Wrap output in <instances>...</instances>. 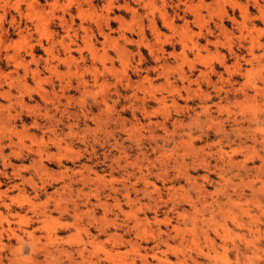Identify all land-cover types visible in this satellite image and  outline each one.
Returning <instances> with one entry per match:
<instances>
[{"label": "clouds", "instance_id": "obj_1", "mask_svg": "<svg viewBox=\"0 0 264 264\" xmlns=\"http://www.w3.org/2000/svg\"><path fill=\"white\" fill-rule=\"evenodd\" d=\"M59 2V0H58ZM34 4H38L39 0H33ZM74 3V0H67L63 10L67 11ZM181 3H186V0H181ZM231 0H214L212 4L205 5L204 0H199L201 8L206 7L209 13L212 14L217 6L230 4ZM168 0H138L135 9L128 4V0L124 3L117 4L112 0L109 11L119 8L122 11L127 9L128 12H133L131 16L132 27L131 32L140 37L142 43L137 44L133 40H129L125 32H119L125 44H137L140 47L151 45L153 49L159 48L160 51L149 53L152 59L156 61L157 67L150 69L156 73L155 79H163V83H154L150 75H143L142 79L135 85L131 84V77L128 72L131 69L133 72H140V64L145 57L139 51L135 55L141 59L133 68L130 58L134 55L120 46L115 56L108 54L107 46L97 48L95 46V56L91 59L90 66L86 65L87 61L81 49L79 59L69 58L67 61V72L58 73L60 82V91L44 92L40 85V97L33 93L36 89L29 88L24 83L22 77L19 81H9L8 91H0V99H6L7 105L0 104V176L8 177L5 171L8 168L12 169L11 177L18 180L19 183L11 184L8 191H0V208L7 207L8 211H0V264H102L105 261L104 256H98L96 250L87 251L81 247L76 253L69 250L73 243L71 238L61 239L59 236L49 240L47 244L41 242L40 237L35 234V230H26V226L32 221L31 218L25 219L20 212L13 211L12 206L6 203L11 199L8 195L11 191L17 192V199L12 200V203H17L19 200L22 204L29 205V211L38 219L44 216V212L38 211L48 206L47 214L51 218L56 213L57 209L62 210L63 215L69 214V205L72 206L71 214L76 219L82 216H87L89 213L94 215V209L100 208L103 210V216L107 217L109 213L116 212L125 218V221H134L132 229L135 231L137 240H152L155 241L152 249H141L138 243L125 241L121 236L113 233L107 236L106 245L111 244L113 248L123 247L128 244L129 251H113L109 252L110 256L115 258L127 257L126 264H149V260H154L157 264H173V262L164 258L169 253L180 252L181 255L176 257L175 264H199L197 257H202L204 260L220 262V264H264V44H260L261 51L257 55H253L251 59L242 62L239 65V72L242 74V82L237 87L233 76L229 75L227 79L223 74V68L214 69L208 67L207 85L220 97L219 102L207 103L213 99L211 93L207 92L204 95L192 96L189 91V96H183L184 93L192 85H196V91L199 93L201 85L205 83V73H200L199 79H192L197 69V62H193L190 72H185L181 59L187 53L188 48H196V45H185V53L178 51L165 52L164 46L175 42V38H169L167 41L163 38V32L157 27L156 17L162 15L166 10ZM249 5H253L259 11V15H251ZM9 6V0H0V52L5 51L3 45V35L5 34L2 24L5 20L3 9ZM55 7V6H54ZM178 7V6H177ZM236 7L240 8V13L246 25L249 27V34L259 33L264 35V28L258 27L254 21L264 22V4L261 0H246L245 5H240L238 2ZM143 9V14H141ZM43 11V7L41 8ZM235 11V9H233ZM231 16L233 23L239 24L240 20L231 15L227 10L224 12V18L227 20ZM172 20L181 19L184 26L188 27L189 18L177 12L171 15ZM124 19L123 16L120 17ZM153 33H159L154 39H159L160 44H152L145 38V25ZM15 24V21H13ZM22 34H27L31 38V33L24 29ZM103 30V29H101ZM108 31L112 34L111 17L109 16ZM212 37V32L207 33ZM243 33H241V36ZM96 39L93 36V31L88 27L85 34V43ZM158 45V46H157ZM177 45V44H176ZM13 44L8 43L7 48L12 49ZM180 47V46H179ZM79 48V45H77ZM231 50V49H230ZM49 64L57 57H54L52 50H47ZM232 55H237L235 50H231ZM31 60H25L22 65L26 70L31 63H39L43 60V56L37 59L33 54ZM102 57V59H101ZM158 57V58H157ZM175 61L174 65L167 63L168 58ZM165 63L161 64V61ZM119 62V67H116V62ZM225 64L229 60L224 59ZM64 61H60V65H64ZM185 63L187 61L185 60ZM46 64L45 67H49ZM58 65V67L60 66ZM56 72V68L50 69ZM220 73L219 80L212 82L210 77L213 71ZM29 74L40 81V84H52V76L45 80L39 69L29 70ZM85 77H91L90 80ZM109 77L112 78V83L109 82ZM77 82L78 97L65 96L64 93L72 87V81ZM180 81L184 87H177L176 83ZM123 85L133 89L132 95L128 99L133 102L139 100L140 107L133 108V111H139L145 119L163 116V123L151 122L148 125L137 123L130 129H124L129 138L135 139L137 142L141 140L142 133L152 127L158 128L163 132V136L157 137L150 133V138L154 141H164L160 147L159 154L155 159L143 157L135 161L129 160L127 155L120 151V154L112 159L114 169H119L126 172L128 168L135 169V172H126L125 175L117 178L112 176L106 178L99 174L90 166L80 168H69L65 162L76 164L84 159V156L89 151L95 152L96 145L103 146L101 137L111 139L112 133L108 130V125L116 116L115 105L118 101L109 102V97L113 89L117 85ZM242 85V86H241ZM227 86V87H226ZM4 85L0 83V89ZM16 88L19 92L18 96L12 95V89ZM137 93H143V96H137ZM229 93L239 97L236 100L225 103ZM25 97L29 100H39L44 102V107L39 103H33L28 111V116L32 117L31 124H25L22 128H17L14 121L21 119V114L17 112L15 116L11 112L16 110L17 103H25ZM174 97H179L180 100L188 101L189 97L193 100L200 101L199 111L189 109L186 106L181 107ZM61 99H66V104H61ZM149 100L155 101L159 107L148 111L143 107ZM89 101L94 104H102L99 115L89 116L84 109ZM170 101V102H169ZM75 104L81 111L80 116L85 121L90 120L95 127L85 126L80 127L76 120H72V114L69 108ZM47 105H51L48 108ZM215 109L219 115L225 116L226 120H231L235 125L232 128V133L235 137L227 145L221 146V141H216L207 147L216 148V153H205V156H217L224 161V166L218 169V184L211 191L210 178L217 175V172H209L208 161L204 158L197 159L200 153L204 152L203 148L195 147L197 141L201 140V135L197 133L206 130H211L214 126L217 129V134H224V120L215 119L212 115V110ZM176 112H195L190 116L187 123L174 122L172 131L166 127V122L170 119L171 113ZM59 114V115H57ZM203 118V119H202ZM65 119L72 120L71 123L65 125L67 131H60L59 126ZM44 120L48 122V126L41 128L38 121ZM30 129H37L42 132L37 136L30 132ZM179 135V139L175 137ZM7 140L5 145L3 142ZM175 140V142H173ZM240 143H236V141ZM27 141V143L25 142ZM84 145V149L79 150L76 145ZM171 144L170 147L167 145ZM235 145V146H233ZM224 147L228 150L225 151ZM10 148L7 155L4 154V149ZM55 149V151H53ZM113 151L118 150L117 142L112 144ZM155 151V149H153ZM24 153L35 156L36 159L31 164L17 166L12 163V159H21ZM236 156L242 157L240 160L233 159ZM192 160L189 164L186 161ZM259 161L256 165L255 162ZM123 161V163H121ZM51 167H59V171L50 170ZM90 163V162H89ZM253 165L250 169L248 166ZM152 169H157L155 173ZM205 170V174L199 177V181L190 175V172H200ZM175 173L176 179H183L187 187H171L167 189L169 192L167 200L161 199V189L157 187L149 177L154 175L157 181L168 183V173ZM254 173L247 178L240 175L241 172ZM31 172L32 175L24 176L23 173ZM138 173V175H137ZM135 177L133 180L132 178ZM131 181V182H130ZM59 184V188H52L50 193L47 189L53 185ZM79 184V188H74L73 185ZM121 185L124 188L123 201L127 205L128 211H124L121 201L114 199L112 204L106 201H101L100 192L104 189L112 193L120 192V189L115 185ZM137 184H143L142 189H137ZM25 186L31 189L30 195ZM88 190L85 191L84 189ZM46 193L45 198L41 199V193ZM130 192H136L138 199H132ZM251 193L250 196L245 194ZM190 193H195L193 198ZM224 197V202L220 203L218 197ZM155 199L153 200V198ZM235 197V198H234ZM95 199L97 202L91 207H88L90 200ZM141 199L153 200L154 204H168L172 207L168 209L171 213L176 210L178 204H187L191 208V212H176L179 218V232L182 236L170 235L167 232L159 230L160 225H171V219H147L141 220L138 214L144 211H157L155 207H150L148 204H142ZM79 202H82L86 211L81 212ZM52 206L51 212L49 207ZM19 220V225L13 227L16 220ZM43 222V221H42ZM8 227H5V224ZM157 227L151 229V224ZM231 225V226H230ZM64 227H71V222L64 224ZM114 227L119 229L122 225L118 224L115 219L108 222L106 227ZM143 229L148 230V235H139ZM223 230L222 232L220 230ZM83 231V229H81ZM213 232L218 236L219 243L213 239ZM5 237L9 241L14 240L15 244L5 243ZM166 237V239H162ZM95 238V237H93ZM179 239V244L173 245L169 240ZM199 241L197 243L196 241ZM78 244H83V241L76 240ZM161 245L163 247L161 248ZM95 249V246H93ZM27 249V251H25ZM7 253V255H5ZM195 254V255H193ZM37 257H42L38 259ZM79 257V259H76Z\"/></svg>", "mask_w": 264, "mask_h": 264}, {"label": "rangeland", "instance_id": "obj_2", "mask_svg": "<svg viewBox=\"0 0 264 264\" xmlns=\"http://www.w3.org/2000/svg\"><path fill=\"white\" fill-rule=\"evenodd\" d=\"M112 0H74L73 5L67 10L64 11V5L67 3V0H39L38 4H34L33 0H9V6L3 9V14H5V20L2 24V28L4 29L5 34L3 35V40L5 45H3L5 51L0 52V83L4 85L3 89L0 91H8V82L9 81H19L22 77L24 78V83L32 89H36L33 93L35 96L39 97L43 100V97H40V88L46 92H52L55 90L56 92L60 91V82L58 73L67 72V61L69 58L71 59H79L81 55V49H83V55L86 58V65H91V59L95 56V46L97 48H104L107 46L108 54L111 56H115L120 46L126 48L127 51L132 52L134 55L130 58L131 64L133 68L140 61L141 57L135 55L137 51L141 53L142 56L145 57L144 61L140 64V72H133L131 69L128 72L129 77H131V84L135 85L138 83L143 75L148 74L152 77L154 83H163V79L156 80V73L151 72L150 69L156 68L157 64L152 56L149 54L153 51L159 52L160 49H153L151 45H145L144 47H140L137 44L142 43L140 37L131 32L132 21L131 16L134 15L133 12H128L127 9L125 11L120 10L119 8L109 11L110 4ZM115 2L119 5L124 3V0H115ZM138 0H128V4L133 6V10L136 7ZM214 0H204L205 5L212 4ZM237 2L240 5H245L246 0H231L230 4H225L223 6H217L212 14L209 13V10L204 7L201 8L199 4V0H186V3H181V0H168V4L166 5V10L162 15L158 14L156 17L157 27L163 32V38L167 41L169 38L174 37L175 43L164 46L165 52L170 51H178L181 53H185V45H196V48L193 49L191 47L188 48L187 53L181 59V64L183 65L184 71L190 72L191 65L193 62H197V69L191 78L199 79L200 73H205V83L201 85L199 93L196 91V85H192L189 89H187L181 95L188 97L189 91L192 96L196 95H204L207 92L211 93L213 99L208 101L207 103H216L219 102L221 97H224V93L220 94V97L216 96V93L212 91L211 88L207 85L208 77V67L212 66L214 69L223 68V74L225 78L229 75L233 76V80L236 82L237 87L239 83L242 82V74L239 72V65L251 59L253 55L259 54L261 49L259 48L260 44H264V35H260L259 33L249 34V27L246 25L243 15L240 13V8L236 7ZM159 3V0H158ZM261 3L264 4V0H261ZM55 6V7H54ZM178 6V7H177ZM43 7V11L41 8ZM235 9V11H233ZM227 10L231 15H233L236 20H240L239 24L233 23L231 16L227 20L224 18V12ZM141 14H143V9L140 10ZM177 12L183 14L184 16L189 18L188 27H185L182 20L177 18L175 21L172 20L171 15H175ZM249 12L251 15H259V11L255 9L253 5H249ZM109 16L111 17V29L112 34L108 31L109 24ZM123 16L124 19L120 17ZM15 21V24H13ZM171 24V26L166 25ZM172 22V23H170ZM147 21H144L145 25V38L152 44H160L161 41L159 39H154L157 37L159 33H153L147 28ZM258 27L264 28V22L254 21ZM91 28L93 31L94 39L93 41H89V44L85 43V34L87 29ZM19 29L21 32L26 29L31 33V38L27 34H22L18 32ZM103 29V30H101ZM120 32H125L126 37L129 40L135 41L137 44H125L122 37L119 36ZM211 31L212 37H209L207 33ZM241 33L243 35L241 36ZM11 43L15 47L12 49L7 48V44ZM79 45V48H77ZM158 46V45H157ZM180 46V47H179ZM48 49L52 50V54L57 59H54L50 64L48 61ZM235 50L237 55H232L231 50ZM33 54L39 58L43 56V60L39 63H31L29 64L28 70H26L23 66L18 67V65H22L25 60H31ZM158 58V57H157ZM102 59V57H101ZM224 59L229 60L228 64H225ZM185 60L187 63H185ZM60 61H64V65H60ZM165 63V61H161V64ZM167 63L170 65H174L175 61L172 58H168ZM46 64H49V67H45ZM58 65H60L58 67ZM116 67H119V62L117 61L115 64ZM56 68V72H52L50 69ZM39 69L40 73L43 74L44 79L52 76L53 83L48 85L46 83L40 84V81L34 78L29 74V70ZM220 73L218 71H213L210 79L213 83L219 80ZM85 79L90 80L91 77H85ZM109 82L112 83V78L109 77ZM40 85V88L37 86ZM177 87H184V84L180 81L176 83ZM242 86V85H241ZM227 87V86H226ZM133 89L130 87H125L122 84L117 85L116 89H113L109 97V102L118 101L115 105L116 108V116L113 118V121L109 123L108 130L112 133L111 139H105L101 137V141L103 146L96 145V151H89L85 154L84 159L76 164H70L65 162V165L69 168H80L90 166L95 169L99 174L104 175L106 178H111L115 176L120 178L125 175L126 172H135V169L128 168L126 172H122L119 169L113 170L114 165H112V159L120 154V151H123L129 160L135 161L137 159H142L143 157H147L148 159H155L156 155L159 154L160 147L165 144L164 141H154L150 138V133L157 137L163 136V132L155 127H152L146 131H144L142 135V139L138 142L135 139L129 138L124 129H130L137 123L148 125L150 122L155 125L156 123H163L164 118L161 115L151 117L149 119H145L144 116L139 111H133V108H139L140 101L137 100L133 102L128 99L132 95ZM79 91H77V82L75 80L72 81V87L67 90L64 95L78 97ZM12 95L18 96L19 92L16 88L12 89ZM137 96H143V93H137ZM236 95L229 93L227 99L224 101L225 103L229 101H233L238 99ZM177 100V103L181 107H187L189 109H194L195 111H199L200 101L198 99H191L189 97L188 101L180 100L179 97H174ZM36 98L35 100H29L25 97V103L20 104L17 103L16 110L11 112L12 116H15L17 112L21 114V119L18 121H14L17 128H22L25 124L32 123V117L28 116V111L30 110V106L33 103H39L41 107H44V102ZM68 101L66 99H61V104H66ZM170 102V101H169ZM8 101L6 99H0V104L7 105ZM48 108H51V105H47ZM145 109L148 111H152L154 108L159 107V105L153 101L149 100L147 103L143 105ZM103 108L102 104H94L92 101H89L87 107L84 111L89 116L99 115L101 109ZM80 109L73 104L69 108V112L72 114V120L78 121L80 127L83 128L86 125L89 127H95L94 124L91 123L90 120L85 121L83 117L80 116ZM195 112H183L181 114H177L176 112H172L170 119L166 122V127L169 131L173 129L174 122H184L187 123L190 116L194 115ZM59 115V114H57ZM212 115L215 119L224 120L225 123L223 125L224 134H217V129L214 126L211 130H206L203 132L197 133L201 135L202 139L197 141L195 147L203 148L204 152L200 153L197 159L204 158L208 161L209 164V172H217V175H213L210 178L209 184L210 188L208 191H211L218 184V169L224 166V161L217 156H205V153L211 152L216 153V148L207 147L210 144H214L216 141H221V146L227 145L231 140H234L235 137L232 133V128L235 126L231 120H226L225 116L219 115L215 109L212 110ZM203 119V118H202ZM72 120L65 119L63 123L59 126L60 131H67L65 127L66 124L71 123ZM41 125V128L47 127L48 122L44 120L38 121ZM32 134L37 136L41 135L42 132L37 129H30ZM180 137L177 135L175 140H178ZM175 140L173 142H175ZM27 143V141H25ZM117 142L118 150L113 151L112 144ZM5 145L8 143L7 140L3 142ZM236 143H240V141H236ZM168 147L171 144L167 145ZM235 146V145H233ZM76 147L79 150L84 149V145L77 144ZM155 149V151H153ZM224 150L227 151L228 148L224 147ZM12 149L5 148L4 154L7 155ZM55 151V149H53ZM36 159L35 156H31L28 153H24L21 159H12V163L17 166L28 165L31 164L32 161ZM233 159L240 160L242 157L236 156ZM90 162V163H89ZM191 164L192 160L189 159L186 161ZM123 163V161H121ZM256 165L259 164L257 160L255 162ZM50 170L59 171V167L52 168L51 163H49ZM250 169L253 165L248 166ZM2 168V166H0ZM8 173V177L0 176V191H8L11 184L19 183L18 180H15L11 177L12 169L8 168L5 170ZM157 169H152V172L155 173ZM205 174V170L201 169L200 172H190V175L193 178H196L198 182L199 177ZM252 172H241L240 175L247 178L248 176L253 175ZM24 176L32 175L31 172L23 173ZM138 175V173H137ZM153 182L156 183L157 187L161 189L160 196L161 199L167 200L169 192L167 189L171 187H187L186 182L183 179H176L175 173L169 171L168 183H162L161 181H157L155 176L152 175L149 177ZM133 180L135 177L132 178ZM131 182V181H130ZM59 184L53 185L51 188L47 189V193L52 191V188H59ZM74 188H79V184L73 185ZM115 187L120 189L118 193H112L107 189H104L100 192L101 201H106L108 204H112L114 199H119L121 201L122 207L124 211H128V207L124 204L123 201V186L117 184ZM143 184H137V189H142ZM25 190L31 195L32 191L30 188L25 186ZM85 191L88 189L85 188ZM11 199H8L6 203L11 204L13 211L20 212L21 216L25 219L31 218V223L26 226V230L33 231L35 230V234L40 237L41 242L47 244L49 240L55 239V237L59 236L61 239H69L73 240V243L70 245L71 251L76 253L81 247L85 248L87 251L96 250V254L98 256H104L105 261L102 264H126L127 257L115 258L109 255L111 250L113 251H129L128 244H125L123 247L113 248L111 244L106 245L105 242L107 240V236L113 233L121 236L125 241H131L133 243H138L141 249H152L155 241L152 240H137L135 231H130L132 229V225L134 221H125V218L119 213L115 211L109 213L107 217L103 216V210L100 208H95L94 215L89 213L87 216H82L79 219H76L72 216V206L69 205V214L63 215L62 210L57 209L56 213H53L54 216L51 218L48 217L47 210L48 206L45 205L44 208L39 209L38 211L44 212V216L41 218H37L32 215V212L29 211V205L22 204L19 200L17 203H12V200L17 199V192L11 191L8 193ZM46 193H41V199L45 198ZM132 199H138V195L136 192H130ZM190 195L195 198V193H190ZM246 196H250L251 193L245 194ZM235 198V197H234ZM155 197L153 198V200ZM224 197H218V201L220 203L224 202ZM264 199V198H261ZM153 200L141 199L142 204H148L150 207H155L157 211H144L138 214L139 219L144 220L147 219L149 221H153L154 219H171V225H160L159 230L161 232H167L170 235L174 236H182L183 234L179 232V218L176 216V212H191V208L187 204H178L176 206V210L173 212H169L168 209L172 207L171 203L168 204H154ZM97 201L95 199L90 200L88 207H91ZM78 211L84 212L86 211L85 206L82 202H79ZM52 206L49 207V211L51 212ZM0 211H4L7 214V207L0 208ZM115 219L118 224L122 226L117 229L114 227H106L109 221ZM43 221V222H42ZM71 222V227H64V224ZM19 225V220L17 219L15 223L12 225L16 227ZM231 226V225H230ZM5 227H8V224H5ZM156 225L151 224V229L155 230ZM83 229V231H81ZM223 231L222 229L220 230ZM139 235H148V230L143 229L138 233ZM213 239H216V242L219 243V237L216 236L215 232H213ZM95 237V238H93ZM83 241V244H78L76 240ZM162 239H166V237H162ZM199 243V241H196ZM5 243L15 244V241H9L7 237H5ZM170 244L177 245L179 244V239L169 240ZM95 246V249L94 247ZM163 245H161V248ZM27 251V249H25ZM7 255V253H5ZM180 252H172L169 253L167 257L170 259L173 264H175V260L177 256H180ZM195 255V254H193ZM38 259H42V257H37ZM79 259V257H76ZM199 264H220V262L216 261H206L202 257H197ZM5 264L7 262L5 261ZM137 264H140L137 261ZM149 264H157L154 260H149ZM190 264V262H189Z\"/></svg>", "mask_w": 264, "mask_h": 264}, {"label": "bare ground", "instance_id": "obj_3", "mask_svg": "<svg viewBox=\"0 0 264 264\" xmlns=\"http://www.w3.org/2000/svg\"><path fill=\"white\" fill-rule=\"evenodd\" d=\"M169 22H166V25H168V26H171V24H168ZM170 23H172V22H170ZM172 25H173V23H172Z\"/></svg>", "mask_w": 264, "mask_h": 264}]
</instances>
